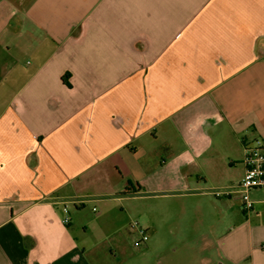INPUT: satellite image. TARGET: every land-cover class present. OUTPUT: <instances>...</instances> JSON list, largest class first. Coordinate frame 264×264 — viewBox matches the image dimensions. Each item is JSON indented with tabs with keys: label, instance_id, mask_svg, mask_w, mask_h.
I'll return each mask as SVG.
<instances>
[{
	"label": "crops",
	"instance_id": "obj_1",
	"mask_svg": "<svg viewBox=\"0 0 264 264\" xmlns=\"http://www.w3.org/2000/svg\"><path fill=\"white\" fill-rule=\"evenodd\" d=\"M11 51L33 62L12 67V96L0 67V264H89L85 207L116 230L140 182L214 197L213 232L177 227L192 254L172 263L264 264V188L244 211L243 159L236 185L185 193L219 128L256 133L243 158L264 141V0H0V59Z\"/></svg>",
	"mask_w": 264,
	"mask_h": 264
},
{
	"label": "rangeland",
	"instance_id": "obj_2",
	"mask_svg": "<svg viewBox=\"0 0 264 264\" xmlns=\"http://www.w3.org/2000/svg\"><path fill=\"white\" fill-rule=\"evenodd\" d=\"M28 40L26 38L25 42L27 43ZM10 49L14 48L10 47ZM24 57L22 53L18 54L16 51L7 52L1 56V71L9 75L10 82L3 87L6 94L12 96L17 89L16 82L14 84L12 82L16 81L18 71L13 70L12 75L11 71L13 66L20 63H17V60ZM23 60L24 66L33 62L30 53ZM21 71V65H19V74ZM11 76L14 77L10 78ZM255 136L254 132H242L235 138V133L220 128L218 133L210 135L211 143L201 161L203 173L199 178H194L185 193L199 195L204 192L223 191L226 189L224 185H236L243 159V138L251 139ZM214 164L220 165L213 166ZM140 168V163H136L134 173L142 178ZM138 179L139 177L133 179L136 187L138 185L135 182ZM140 184L142 192L134 195L133 199L127 202L126 220H122L119 215L120 209L116 207V230L112 226L115 220L113 213H109L103 220L98 221V213L101 212L99 205L88 204L85 207L83 220L87 222L88 229L84 238L90 258L89 264H176L169 259L183 258L186 261V259L189 260V254L186 251L192 254V247L174 245L177 227L181 229L180 240L183 241L195 240L203 234L209 235L213 232L212 228L218 215L214 207H210V200H214V197L193 198L185 195L176 200L164 199L158 196L162 194V191L156 193L147 190L152 186L151 183H147V188L141 182ZM257 194L264 197V190H259ZM199 201L200 205L197 207ZM93 206L96 208L92 209ZM136 224H138L137 227ZM139 229L147 231L146 243L142 241ZM190 244H193V241ZM181 249H184V253Z\"/></svg>",
	"mask_w": 264,
	"mask_h": 264
},
{
	"label": "built area",
	"instance_id": "obj_3",
	"mask_svg": "<svg viewBox=\"0 0 264 264\" xmlns=\"http://www.w3.org/2000/svg\"><path fill=\"white\" fill-rule=\"evenodd\" d=\"M243 164L245 166V174L239 183V191L244 211L252 212L254 210V201L251 199L250 192L253 189L264 188V141L245 148ZM63 211L65 214L63 223L67 225L70 222L68 207L65 206ZM137 226L138 224H136ZM139 234L143 242L148 240L144 230L139 229ZM262 248L264 249V245Z\"/></svg>",
	"mask_w": 264,
	"mask_h": 264
}]
</instances>
